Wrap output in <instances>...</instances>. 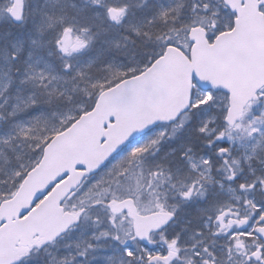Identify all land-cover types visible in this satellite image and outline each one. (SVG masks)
Listing matches in <instances>:
<instances>
[{
    "label": "snow or ice",
    "instance_id": "obj_1",
    "mask_svg": "<svg viewBox=\"0 0 264 264\" xmlns=\"http://www.w3.org/2000/svg\"><path fill=\"white\" fill-rule=\"evenodd\" d=\"M0 264H264V0H0Z\"/></svg>",
    "mask_w": 264,
    "mask_h": 264
}]
</instances>
